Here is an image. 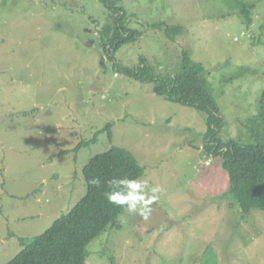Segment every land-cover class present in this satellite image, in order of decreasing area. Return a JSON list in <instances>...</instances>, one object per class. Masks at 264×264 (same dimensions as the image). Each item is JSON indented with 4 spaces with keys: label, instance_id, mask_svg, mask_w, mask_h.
I'll return each instance as SVG.
<instances>
[{
    "label": "rangeland",
    "instance_id": "rangeland-1",
    "mask_svg": "<svg viewBox=\"0 0 264 264\" xmlns=\"http://www.w3.org/2000/svg\"><path fill=\"white\" fill-rule=\"evenodd\" d=\"M110 1L139 33L112 61L101 46L118 14L102 0H0V264L85 195L83 168L112 146L145 171L120 229L90 242L86 264H264V212L243 218L234 204L221 159L203 148L205 114L113 68L143 57L173 76L188 52L214 88L220 137L235 139L264 90V0H243L254 2L249 27L231 0ZM165 25L183 32L171 39ZM241 66L256 74L227 81ZM107 124L111 140L72 152Z\"/></svg>",
    "mask_w": 264,
    "mask_h": 264
},
{
    "label": "trees",
    "instance_id": "trees-1",
    "mask_svg": "<svg viewBox=\"0 0 264 264\" xmlns=\"http://www.w3.org/2000/svg\"><path fill=\"white\" fill-rule=\"evenodd\" d=\"M102 1L118 14L110 37L101 46L105 58L112 61L114 52L133 41L139 33L123 25L120 7H114L110 0ZM231 1L240 7L238 13L249 27L254 2ZM159 29L171 39L183 32L180 26L165 25ZM113 68L130 79L152 83L154 91L171 103L204 113L206 132L202 138L203 148L206 154L221 159V166L228 174L229 193L234 204L240 208L243 218L253 210L264 212V90L256 113L244 124L245 133L235 139L223 140L220 134L223 133L224 120L214 99V88L207 82L203 66L194 62L188 52H181L180 65L173 76L155 75L143 57L135 67L113 65ZM255 74V70L241 66L227 81ZM111 127L107 124L91 139L82 140L72 152L77 155L81 149L96 144L103 133L111 140ZM67 153L61 151L57 156L63 157ZM144 171L135 156L120 147L112 146L93 157L82 170L85 195L45 232L29 239H19L21 248L7 264H86V248L90 242L107 229H120L118 218L128 205V194ZM94 178L100 179L99 186L92 184Z\"/></svg>",
    "mask_w": 264,
    "mask_h": 264
},
{
    "label": "clouds",
    "instance_id": "clouds-1",
    "mask_svg": "<svg viewBox=\"0 0 264 264\" xmlns=\"http://www.w3.org/2000/svg\"><path fill=\"white\" fill-rule=\"evenodd\" d=\"M91 182H92V184H94V185H96V186H99L100 183H101V181H100L99 178H94ZM109 183H114V182H109ZM109 198L111 199V194H109ZM127 210L130 211V212H134V211H136V206H135V205H129V207H128ZM149 211H150V210L147 209V208H144V209H143V211H142V215L144 216L145 219H147V216H148V212H149Z\"/></svg>",
    "mask_w": 264,
    "mask_h": 264
},
{
    "label": "built area",
    "instance_id": "built-area-1",
    "mask_svg": "<svg viewBox=\"0 0 264 264\" xmlns=\"http://www.w3.org/2000/svg\"><path fill=\"white\" fill-rule=\"evenodd\" d=\"M207 164H208V162H207Z\"/></svg>",
    "mask_w": 264,
    "mask_h": 264
},
{
    "label": "flooded vegetation",
    "instance_id": "flooded-vegetation-1",
    "mask_svg": "<svg viewBox=\"0 0 264 264\" xmlns=\"http://www.w3.org/2000/svg\"><path fill=\"white\" fill-rule=\"evenodd\" d=\"M124 45V44H123Z\"/></svg>",
    "mask_w": 264,
    "mask_h": 264
}]
</instances>
